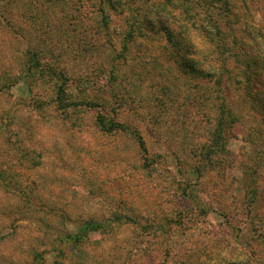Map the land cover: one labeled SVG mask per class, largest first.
I'll return each mask as SVG.
<instances>
[{"label":"rangeland","instance_id":"obj_1","mask_svg":"<svg viewBox=\"0 0 264 264\" xmlns=\"http://www.w3.org/2000/svg\"><path fill=\"white\" fill-rule=\"evenodd\" d=\"M155 2L0 0V264H264V71L217 92L187 68L206 40L169 42L145 22ZM90 221L106 230L70 241Z\"/></svg>","mask_w":264,"mask_h":264},{"label":"trees","instance_id":"obj_2","mask_svg":"<svg viewBox=\"0 0 264 264\" xmlns=\"http://www.w3.org/2000/svg\"><path fill=\"white\" fill-rule=\"evenodd\" d=\"M108 1L111 4H116V0ZM155 1L148 11L151 18L146 19L145 22L154 29L158 24L160 27L163 26L162 31L170 39L169 42L172 43L175 37L178 38L180 44L187 41L188 37L184 35L185 27H194L206 40L207 47L204 50L206 51V53L204 52V61L198 63L195 60H189L187 68H190L195 73L197 72L203 79L214 81L217 92L227 94L233 88L239 89L245 83L248 84L249 81H252V76L256 74L255 72L264 71V33L260 30L247 29V27H253L250 25L251 9L249 4L253 0ZM165 16L171 19L170 24H168V20L164 21L162 19ZM177 16L180 17L181 22L178 21L179 18L177 19ZM175 23L178 24V29L170 26ZM238 26L244 27V31L238 30V32L233 28ZM224 27H228L229 30L226 31ZM244 33H246V37H241L240 34ZM173 44L175 43L173 42ZM235 46H237L238 52L235 51ZM216 54H219V58ZM34 61V59L29 60L30 63H34ZM246 65L252 68L250 69L251 76L241 70V66L244 68ZM55 74L62 81L57 92V98L59 107L63 108L66 101L68 80L63 73ZM230 98L231 96L228 95L227 98L221 100L220 97L218 99L222 102L219 106L220 115L217 117L216 130L214 132L216 144L224 149H226L232 136V129L239 122L238 116L230 107L231 104L227 103ZM91 105L93 106L94 104L92 103ZM98 124L106 133L133 132L140 143L141 149L146 152L145 143L138 132L132 131L116 121H111L110 124H107L104 116L99 117ZM256 229L257 231L255 232H259L258 228ZM102 230L105 231L106 228L103 229L101 223L90 221L79 230L78 234L71 236L69 239L72 242L81 241L85 235L101 232ZM260 237L264 238V233H260Z\"/></svg>","mask_w":264,"mask_h":264}]
</instances>
